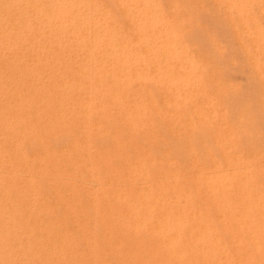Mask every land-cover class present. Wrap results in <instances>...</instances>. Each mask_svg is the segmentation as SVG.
<instances>
[{"label":"bare ground","instance_id":"obj_1","mask_svg":"<svg viewBox=\"0 0 264 264\" xmlns=\"http://www.w3.org/2000/svg\"><path fill=\"white\" fill-rule=\"evenodd\" d=\"M230 1L248 26L250 0ZM183 8L0 0V264H113L118 248V264H264V179L254 173L262 160L232 127L239 115L223 119L240 102L214 100L223 83L212 66L217 34L191 46L202 26L187 25ZM249 26L238 40L264 39L257 22ZM256 67L259 86L264 67ZM221 164L228 169L219 173ZM130 241L131 251L120 247Z\"/></svg>","mask_w":264,"mask_h":264},{"label":"rangeland","instance_id":"obj_2","mask_svg":"<svg viewBox=\"0 0 264 264\" xmlns=\"http://www.w3.org/2000/svg\"><path fill=\"white\" fill-rule=\"evenodd\" d=\"M164 1V0H163ZM181 1V2H180ZM220 1V2H219ZM176 2L178 3V4H180V6L184 9V10H186V16H185V21H186V24L187 25H189V26H195V28H192V29H196V28H199V27H201L200 29L203 31L202 33H200V35H199V37L197 36V34L196 33H194V37H195V34H196V38L193 40V41H191L190 43L192 44L191 46H193V47H195V45H199L200 44V46L201 45H203V42L200 40V39H197V38H202V37H206V36H208L209 35V37H210V35H215V34H217V36H211L210 38H212V37H214V39H215V42H217L218 40H219V42H221V43H219V42H217V43H214L215 44V48L217 49V52L216 53H219L218 51H220V54L219 55H217L216 57H215V60H214V58H213V61H214V63L212 64V66L214 67V69L217 71V72H219V73H221L222 74V76H221V79H218V80H220L221 82L223 81V83H222V85L218 88V90H216V91H214V100H215V102L216 103H218V104H225V103H227L231 98H233V99H235L236 101L238 100V102H240V104H239V106L238 105H236V107L235 108H237V111H236V109H234L233 107H231V108H228V107H224L226 110L224 111V114H223V119L224 120H226L230 115H232V114H236L235 116L237 117V115H239L238 116V120H236V122H232V127L235 129V130H237L236 132L237 133H239V132H246V133H248V135L250 136V138L248 139V142L250 143V145L253 147V151H252V158H258V159H260V160H262L261 161V166L260 167H256V168H254V173H255V178L257 179V180H260V179H264V151H263V149H261V147L259 146V147H256V142L258 141V139L260 138V137H264V82L263 83H261L259 86H258V84H257V80H256V78L257 77H259V75H258V68L256 67V64L258 63H260V65L261 66H263L264 67V60H262V58L260 57V55H259V51H254V49H255V43H257L256 41L258 40H260V41H264V39H262V38H260L261 36H259L257 39H256V41L255 40H246V42H245V40H243V41H240V40H238V39H240V38H242V39H245V38H247V36H246V32L247 31H249V28H250V23L252 22V21H254V22H257L258 23V25H259V35H261V33L263 34L264 33V0H250L249 2H248V4L246 5V9H248V12L251 14V22L249 23L248 22V26H244V25H242V24H240V21L238 22V20H240L239 18L241 17V15H242V17H245V15H244V13H240L239 15L237 14V12H238V8H237V4L239 3V2H235L234 3V1L232 2V1H230V0H227V2L231 5V7H230V5L228 4V6H226V4L227 3H225V1L224 0H203L202 2H201V0H176ZM199 2V3H198ZM203 2H204V4H203ZM203 5H202V4ZM237 3V4H236ZM190 4H191V6H190ZM207 4V5H206ZM220 4V5H219ZM193 5V6H192ZM200 7H202V8H200ZM218 5V6H217ZM251 5V6H250ZM253 5V6H252ZM208 7V11L206 10V8ZM233 6V7H232ZM248 6H250V7H248ZM186 7H188V9H189V7L191 8V11H192V9H193V12H190L188 9H186ZM198 7H199V9H198ZM209 8H210V11H209ZM257 8V9H256ZM195 9H197V10H195ZM211 9H212V11H211ZM258 10V11H257ZM197 11V12H196ZM207 12V15L209 16H206L205 17V15L204 14H206V12ZM210 12V13H209ZM192 13V14H191ZM194 13V14H193ZM209 13V14H208ZM234 13H236V14H234ZM239 13V12H238ZM192 15V16H191ZM195 15V16H194ZM196 15H197V17H196ZM198 15H200V17L198 16ZM212 15V16H211ZM187 17V18H186ZM193 17H194V20H197L196 18H199L197 21V23L195 22V21H193ZM201 18H206V19H201ZM217 18V19H216ZM187 19H189L188 20V22H187ZM208 22H207V21ZM190 21H192V22H190ZM201 21V22H200ZM189 22H190V24H189ZM202 23V24H200V23ZM45 23V25L42 23L41 24V28L44 26V28L43 29H45L46 27H47V22H44ZM194 23V24H193ZM199 23V24H198ZM193 24V25H192ZM204 24H206V28L204 27ZM209 26V31H208V26ZM197 26H199V27H197ZM216 26V27H215ZM204 28H205V31H207V32H209V33H206L205 35L203 34V33H205V31H204ZM211 29H213V31L211 32ZM262 29V30H261ZM216 33H215V32ZM220 31H221V33H220ZM223 31V32H222ZM210 33H212V34H210ZM223 33V34H222ZM208 34V35H207ZM222 34V35H221ZM192 36V37H193ZM224 36V37H223ZM227 36V37H226ZM237 36H238V38H237ZM193 37V38H194ZM220 37V38H219ZM222 38V39H221ZM227 40H226V39ZM213 39V38H212ZM213 39V40H214ZM197 40V41H196ZM203 40V39H202ZM221 40V41H220ZM235 40V43L233 42V41ZM196 43H195V42ZM201 41V42H200ZM253 41H255V43L253 42ZM193 42V43H192ZM225 42V43H224ZM239 42H242V43H239ZM249 44H248V43ZM194 43H195V45H194ZM254 45H253V44ZM221 44V45H220ZM233 44L235 45V44H239L238 46L237 45H235V46H233ZM244 44H246V45H244ZM227 45V46H226ZM241 45L243 46V48L241 47ZM200 46H196V47H200ZM217 46V47H216ZM220 47H222L223 49H221ZM232 47H234L233 49L235 50V51H233L232 50ZM241 47V48H240ZM224 48H225V50H224ZM245 48V49H244ZM252 48H253V50H252ZM238 49V50H237ZM241 49V50H240ZM245 50V51H244ZM233 51V52H232ZM21 52H26V51H21ZM198 53L199 52H202V51H197ZM204 52H206V53H209V52H212V51H203L202 53H204ZM225 53L223 56L224 57H222L221 55L223 54V53ZM228 52V53H227ZM249 52V53H248ZM253 52V53H252ZM222 53V54H221ZM227 53V54H226ZM242 53V54H241ZM228 54H230V55H228ZM225 55L227 56V57H229V56H231L232 58H230L229 57V59L230 60H228L227 59V57H226V60L225 59H223V58H225ZM234 55H235V57H234ZM243 55H251V56H249L248 58V66L246 65V61H244V59H243V57H241V56H243ZM258 56H259V58H258ZM217 58V59H216ZM219 58V59H218ZM238 58V59H237ZM222 59V60H221ZM250 59H251V61H250ZM216 60H218L219 62H221L222 61V63H219L218 61H216ZM231 61V62H228V61ZM233 60V61H232ZM216 61V62H215ZM224 63H225V65H224ZM231 64V66L233 65V67H231V66H229L230 64ZM217 64V65H216ZM222 64V65H221ZM229 64V65H228ZM253 65V66H252ZM226 66V67H225ZM247 66V67H246ZM218 67V68H217ZM227 67H229V69H228V71H227ZM236 67V68H235ZM233 68V69H232ZM238 68V69H237ZM254 68V69H253ZM221 69V70H220ZM227 71H225V70ZM237 69V70H236ZM239 69H240V71H239ZM256 70V71H255ZM231 73H230V72ZM224 72V73H223ZM241 73V74H240ZM257 74V75H256ZM242 79V80H241ZM250 80V81H249ZM227 81V82H226ZM232 81V82H231ZM231 83V84H230ZM242 84V85H241ZM235 85V86H234ZM28 87V86H27ZM27 87H25L24 89H26ZM239 87V88H238ZM260 89V90H259ZM113 90L115 91V93H118V91H119V88L118 87H113ZM225 90V91H224ZM238 90V91H237ZM222 91H224L225 92V94H224V92H222ZM260 91V92H259ZM261 97V98H260ZM263 97V98H262ZM75 98V97H74ZM251 99V100H250ZM250 101V102H249ZM253 104H252V103ZM244 104H246L245 106H244ZM250 105V106H249ZM233 106V105H232ZM249 109H251V110H249ZM78 110V109H77ZM242 110H245L244 112L242 111ZM249 110V111H248ZM260 110V111H259ZM227 112V113H226ZM232 112V113H231ZM250 112V113H249ZM263 113V114H262ZM37 114H41V113H37ZM251 116H253L254 118L253 119H251L252 117ZM258 116V117H257ZM245 118V119H244ZM250 118V119H249ZM41 120V119H40ZM251 122H250V121ZM258 120H260V121H258ZM54 121H55V123L57 122V119H55V120H52V121H48L49 123H45V125L44 126H46V127H49L50 125H52V124H54ZM250 122V124H249V122ZM257 122V123H256ZM241 123H243V124H241ZM44 124V123H43ZM250 125V126H249ZM242 126H243V130H242ZM247 128H246V127ZM257 126L259 127V128H257ZM244 127H245V129H244ZM252 127V128H251ZM249 129V130H248ZM47 130H49L48 132H50V131H52L50 128H47ZM46 130V131H47ZM242 130V131H241ZM251 130V131H250ZM149 131H151V129L149 130ZM45 132V131H44ZM171 132H174V128H172L171 129ZM250 132V133H249ZM259 134V136H257ZM172 135V134H171ZM80 136H82V135H79V137ZM79 137H77L76 138V142L77 143H79V144H82L83 143V139H82V137L81 138H79ZM135 134H132V135H129V137H127V138H125V139H123L122 140V143H121V146H119V152H120V150H123L124 148H126L127 147V144H128V146H129V142H131V144H133L134 143V140H135ZM169 137V138H168ZM166 139H165V141L167 142V143H170V142H172L173 141V139L171 138V136H168ZM79 138V139H78ZM170 138H171V140H170ZM258 138V139H257ZM169 139V140H168ZM80 140H82V141H80ZM129 141V142H128ZM169 141V142H168ZM252 142V143H251ZM127 143V144H126ZM125 144V145H124ZM66 144L64 143V145L63 146H65ZM124 145V146H123ZM62 146V147H63ZM122 148V149H121ZM261 150V151H260ZM52 157V158H51ZM50 158H51V161H50V158H49V162L52 164V165H56L55 163L57 162L53 157V155L51 156ZM52 159H54L55 161H54V163H52L53 162V160ZM50 163H48V165H50ZM228 169V166L226 165V164H221L220 165V167H217V170L219 171V173H221V172H225L226 170ZM260 172V173H258V171ZM260 174V175H259ZM260 178H259V177ZM116 177H118V176H116ZM86 182V183H85ZM83 183H85L84 184V187H83ZM83 183H82V181L80 182V183H78V188H79V190H81L80 192L81 193H84L85 191H88V189L89 188H87L88 186L90 187V184H88V181H83ZM81 186H80V185ZM88 184V185H87ZM64 185H62L61 187H63ZM57 187H59L58 185H56L54 188H57ZM81 187H82V189H81ZM151 187H153L152 185H151ZM148 188H150V185H149V187ZM84 189V190H83ZM152 189V191H153V188H151ZM84 191V192H83ZM65 192V191H64ZM66 192H67V190H66ZM61 193H63V192H61ZM78 193H79V191H78ZM221 211V209H220V207L219 208H216V209H214L213 210V214H212V218H214L213 220H212V218H210V220H212V222L213 221H215L216 219H217V216H218V213ZM214 215V216H213ZM152 234L153 233H151L150 232V234H149V236H148V238H153V236H152ZM150 236H152V237H150ZM131 240V239H130ZM125 246H123V245H121L120 247H122V248H124V250H129L130 249V251L132 250V248H128V246L130 247L131 246V241H130V243H127V244H124ZM127 249H126V248ZM227 248V249H226ZM119 250L118 251H116L117 249H114V251L112 252L113 254L112 255H114L113 257H117V261L119 260L118 259V255H120L121 253L120 252H123V250L122 251H120V248H118ZM230 249V247H228V246H225L224 247V250L225 251H230L229 250ZM138 250H140V249H138ZM142 250H144V248H142ZM120 251V252H119ZM115 252V253H114ZM141 252V253H140ZM118 253H120V254H118ZM143 252L140 250L139 252H138V254H140V256H142L143 254H142ZM118 254V255H117ZM138 257H140L139 255H137ZM111 258V260H113V261H111L112 263L114 262H116L115 264H118L119 263V261H118V263H117V261H116V259H114V258ZM83 258H87V257H83ZM115 260V261H114ZM85 259H84V264H91L90 262H86L85 263ZM113 263V264H114Z\"/></svg>","mask_w":264,"mask_h":264}]
</instances>
